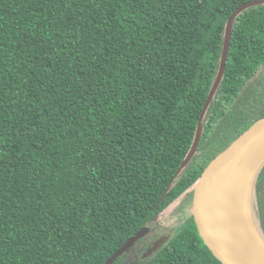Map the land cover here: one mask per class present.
Segmentation results:
<instances>
[{
    "label": "trees",
    "instance_id": "1",
    "mask_svg": "<svg viewBox=\"0 0 264 264\" xmlns=\"http://www.w3.org/2000/svg\"><path fill=\"white\" fill-rule=\"evenodd\" d=\"M249 1L0 0V264H105L264 118L247 88L264 66L261 5L234 24L176 177ZM148 264L222 263L190 218Z\"/></svg>",
    "mask_w": 264,
    "mask_h": 264
},
{
    "label": "water",
    "instance_id": "2",
    "mask_svg": "<svg viewBox=\"0 0 264 264\" xmlns=\"http://www.w3.org/2000/svg\"><path fill=\"white\" fill-rule=\"evenodd\" d=\"M261 5H264V0H252L244 3L233 12L227 22L220 67L199 119L195 144L183 166L176 174V177L179 176L194 155H196L204 132L203 121L226 74L234 24L246 11ZM263 147L264 118L256 121L227 149L216 156L189 190L192 192V218L197 230L207 247L222 264H264V257L258 254L241 234L236 223L233 201L227 197V183L230 175L234 171L241 170L242 186H244L250 160ZM263 166L264 163L259 172ZM255 183L253 203L256 212ZM256 219L259 237L264 243V233L257 214ZM148 232V227L142 228L135 236L122 245L105 264H115L118 259L127 254ZM163 241L155 243L146 253L145 257H153L158 253L164 244Z\"/></svg>",
    "mask_w": 264,
    "mask_h": 264
},
{
    "label": "bare ground",
    "instance_id": "3",
    "mask_svg": "<svg viewBox=\"0 0 264 264\" xmlns=\"http://www.w3.org/2000/svg\"><path fill=\"white\" fill-rule=\"evenodd\" d=\"M263 163L264 147L250 160L246 171L244 186H242L241 170L234 171L230 175L227 183V197L233 201L236 223L241 234L257 253L264 257V243L259 237L258 223L253 203L254 183Z\"/></svg>",
    "mask_w": 264,
    "mask_h": 264
},
{
    "label": "flooded vegetation",
    "instance_id": "4",
    "mask_svg": "<svg viewBox=\"0 0 264 264\" xmlns=\"http://www.w3.org/2000/svg\"><path fill=\"white\" fill-rule=\"evenodd\" d=\"M189 193H191L190 201L188 198ZM181 197H183V199L181 200L177 211L180 214H183L186 207H189L191 210V215L184 219V221L179 225L176 231H160L156 229L153 223H151L148 226L149 232L141 240H139L127 254L123 256L120 264H148L161 250H163L171 242L177 230L188 219L192 218V192L188 190ZM159 241L164 242L159 252L156 253L153 257H145L149 249L152 248L155 243Z\"/></svg>",
    "mask_w": 264,
    "mask_h": 264
},
{
    "label": "rangeland",
    "instance_id": "5",
    "mask_svg": "<svg viewBox=\"0 0 264 264\" xmlns=\"http://www.w3.org/2000/svg\"><path fill=\"white\" fill-rule=\"evenodd\" d=\"M264 79V66L256 74L248 85V90H257L258 93L264 94V87L260 88V82ZM197 153V151H196ZM183 197L174 202L166 211L161 213L152 223L160 231H176L185 218L191 215V210L186 207L183 214L177 210Z\"/></svg>",
    "mask_w": 264,
    "mask_h": 264
}]
</instances>
